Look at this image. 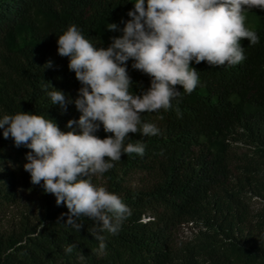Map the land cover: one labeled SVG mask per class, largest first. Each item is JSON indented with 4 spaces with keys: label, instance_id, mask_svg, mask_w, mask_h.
I'll return each instance as SVG.
<instances>
[{
    "label": "trees",
    "instance_id": "obj_1",
    "mask_svg": "<svg viewBox=\"0 0 264 264\" xmlns=\"http://www.w3.org/2000/svg\"><path fill=\"white\" fill-rule=\"evenodd\" d=\"M132 3L0 0V118L23 111L68 131L67 121L80 113L74 104L66 111L51 104V89H45L50 82L75 98L80 87L68 58L57 53V37L75 24L93 45L107 47L122 35L108 24L122 29ZM245 16L246 27L259 36L254 46L241 41L246 59L220 67L192 62L199 72L197 88L185 94L177 85L181 97L172 101V110L142 114L160 134H129L132 142L146 144L144 156L125 154L97 175L132 211L117 235L103 233V254L89 234L91 219H82L79 232L62 224L67 216L57 222L66 206H57L54 195L31 183L23 168L30 149L15 147L0 129V210L16 201L19 188L41 202L39 216L22 212L8 227L0 225V264H264V204L255 212L249 208L252 196L264 203V11L252 9ZM131 65L129 60L131 90L139 95L150 78ZM95 135L103 139L111 133L101 126ZM188 222L202 229L178 242L176 231ZM69 244L77 246L70 254Z\"/></svg>",
    "mask_w": 264,
    "mask_h": 264
},
{
    "label": "clouds",
    "instance_id": "obj_2",
    "mask_svg": "<svg viewBox=\"0 0 264 264\" xmlns=\"http://www.w3.org/2000/svg\"><path fill=\"white\" fill-rule=\"evenodd\" d=\"M123 28L108 24L113 37L107 47H97L71 24L57 37V53L68 58V69L80 83L72 98L47 82L45 89L51 104L67 110L74 104L78 119L67 121L68 131L43 115L18 111L0 118L4 139L12 138L15 147L30 149L23 168L33 185L55 196L57 206L64 205L57 222L79 232L82 219L94 223L90 235L98 241L97 252L107 247L103 233L117 235L131 209L115 193L96 186L88 177L103 175L127 154L143 157L146 144L131 134H160L154 124L144 123L142 114L173 109V100L181 97L176 86L191 94L199 85V72L192 62L210 67L236 66L246 59L241 41L259 43L258 34L245 25V12L264 11V0H134ZM150 78V86L141 94L132 92L133 81L127 63ZM51 68L52 62H46ZM182 118L179 107L175 108ZM164 119L163 116L159 117ZM103 127V139L95 135ZM128 141L127 143H125ZM162 154V153H161ZM2 171V169H0ZM76 244H69L72 253ZM78 259L85 256L79 252Z\"/></svg>",
    "mask_w": 264,
    "mask_h": 264
},
{
    "label": "rangeland",
    "instance_id": "obj_3",
    "mask_svg": "<svg viewBox=\"0 0 264 264\" xmlns=\"http://www.w3.org/2000/svg\"><path fill=\"white\" fill-rule=\"evenodd\" d=\"M244 149L245 147L242 145L238 148V151H243ZM90 179L94 185L105 187L104 181L101 180L99 176L94 175L91 176ZM17 191L16 201L13 204L4 206L0 210V225L2 228L8 227L22 212L25 213L29 211L36 216L40 214L41 202L38 196L25 191L23 188H19ZM263 204L262 199L256 196H252L249 200L251 212H255ZM199 229H202L199 225L196 226L191 222L184 223L176 231V240L178 242L189 240L192 234L196 233Z\"/></svg>",
    "mask_w": 264,
    "mask_h": 264
}]
</instances>
